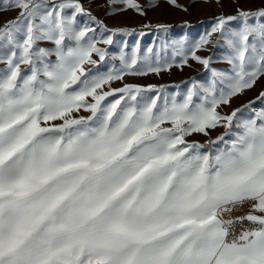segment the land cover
<instances>
[{
  "label": "snow or ice",
  "instance_id": "snow-or-ice-1",
  "mask_svg": "<svg viewBox=\"0 0 264 264\" xmlns=\"http://www.w3.org/2000/svg\"><path fill=\"white\" fill-rule=\"evenodd\" d=\"M119 2L113 11L145 14L139 0ZM8 10L17 14L0 22V264H264V108L222 110L264 78V7L221 14L197 40L118 56L101 45L137 30L108 28L81 0H2ZM212 44L228 68L198 55ZM109 56L119 67L101 71ZM190 60L211 75L186 91L124 82ZM218 127L207 143L188 139Z\"/></svg>",
  "mask_w": 264,
  "mask_h": 264
},
{
  "label": "rangeland",
  "instance_id": "rangeland-1",
  "mask_svg": "<svg viewBox=\"0 0 264 264\" xmlns=\"http://www.w3.org/2000/svg\"><path fill=\"white\" fill-rule=\"evenodd\" d=\"M0 2H2V0H0ZM139 2L144 8V15H140L132 9L126 11H113V8H123V4L120 3L119 0H117V3L114 5L109 4V0H81L85 8L97 19L102 20L108 28H130L137 30L131 35L117 32L116 35L113 36L112 45H101L106 47L113 55L118 56L121 50L131 52L132 49L137 46L140 47L142 53L149 47H154V50H159L162 41H166L170 45L173 40H179L184 37H187L189 41H194L197 40L206 29H209L215 22V18L221 14L225 16H235L238 8L256 10L259 7H264V0H219V2H217V0H177L178 4L183 7L173 6L169 3V0H139ZM183 8H187V11H184ZM167 9L177 11L176 16L169 19L168 16L165 15ZM16 14L17 13L12 10L0 11V22L14 17ZM78 20L81 24L89 23V18L86 15H80ZM238 23V21H233L230 26L236 27ZM158 24L170 25L171 27L167 31L158 29L157 27L154 29H140L136 27L137 25ZM92 26L95 27V24L93 23ZM141 32L143 33L142 35ZM97 35H99V30ZM125 45H127V47H125ZM41 46L50 47L51 45L49 42H42ZM199 52L198 55L213 57L212 67L219 70L228 68V65L222 60V56L225 52L224 48L212 44L208 46L207 50H201ZM161 55L170 58L172 55V48L168 47L164 49ZM94 58L98 59V57L95 56ZM178 63L179 58L177 59V64ZM113 64L119 67V60H112L111 56H109L102 62L100 70L107 71ZM190 65H192V69L196 71H185V73L179 75L178 72L180 71L179 73H182L183 69L174 65L171 70H165L159 74L149 73L146 76L128 75L125 77L124 82L143 86L150 84L161 85L166 82H178L175 85L168 86L170 92H175L177 90L186 91L193 79L201 82H207L210 79L211 74L205 70L203 65L193 60H190L187 66ZM2 67H4V65H0V68ZM113 86L119 87L122 86V84L117 81L114 82ZM262 91H264V78L260 79L252 89L246 90L244 93L234 97L230 105L222 106V110L225 113H230L232 110L242 108L244 105L249 104L250 101H254L252 108L258 111L264 108V102L256 99ZM83 114L87 115V113ZM251 115H253L251 109H246L243 112L244 118H249ZM224 131L225 129L223 127H218L212 130L209 136L193 134L188 137V139L189 141L207 143L209 139H215Z\"/></svg>",
  "mask_w": 264,
  "mask_h": 264
},
{
  "label": "bare ground",
  "instance_id": "bare-ground-1",
  "mask_svg": "<svg viewBox=\"0 0 264 264\" xmlns=\"http://www.w3.org/2000/svg\"><path fill=\"white\" fill-rule=\"evenodd\" d=\"M176 13H177V11H175V10H173V9H169V10L167 9V13H166L165 15H167L168 18L171 19V18H173V16H174V17L176 16ZM6 19H7V18H6ZM199 53H200V52H199ZM182 69H183V70H182V73H179L180 71L178 72L179 75H182L183 73H185V71H189V72H190V71H191V72H192V71H193V72L196 71L195 69H194V70L192 69V65H190V66L185 65ZM174 77H175V76H174ZM178 77H179V76H178ZM260 84H261V83H260Z\"/></svg>",
  "mask_w": 264,
  "mask_h": 264
},
{
  "label": "trees",
  "instance_id": "trees-1",
  "mask_svg": "<svg viewBox=\"0 0 264 264\" xmlns=\"http://www.w3.org/2000/svg\"><path fill=\"white\" fill-rule=\"evenodd\" d=\"M137 28H140V29H154L156 28V25H151V27H144L143 25H137L136 26ZM178 82H166V83H162L161 85H166V86H169V85H175L177 84Z\"/></svg>",
  "mask_w": 264,
  "mask_h": 264
}]
</instances>
